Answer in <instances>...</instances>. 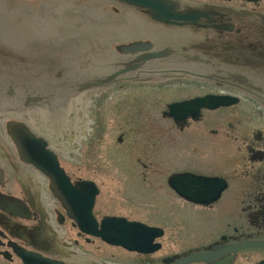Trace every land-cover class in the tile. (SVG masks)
Listing matches in <instances>:
<instances>
[{"label":"flooded vegetation","instance_id":"flooded-vegetation-1","mask_svg":"<svg viewBox=\"0 0 264 264\" xmlns=\"http://www.w3.org/2000/svg\"><path fill=\"white\" fill-rule=\"evenodd\" d=\"M27 1L10 0L5 8L26 9ZM104 1L121 11L118 18L123 23H117L121 25L82 23L80 27L67 17L46 16L44 20L52 25L46 30L42 23V36H32L31 24H36L28 21L25 36L0 37V264H28L23 258L26 252L42 257V264H239L250 250H264V245H250L264 241V0H173L175 16L166 20L155 19L147 8ZM180 15L184 18H176ZM5 28L0 19V32ZM98 47L100 55L96 56ZM99 57L104 58L101 65ZM99 66L107 68L101 77L96 75ZM119 80L121 86L129 82L158 86L164 90L163 96L172 93L180 97L167 102L162 111L170 122L167 128L172 127L176 135L187 131L191 139L205 140L203 150L217 153L212 154L215 158L198 157V147L190 149L185 143L188 161L194 165L170 173L163 184L171 195L211 214L203 219L201 232L193 226V232L213 236L201 238L199 245L162 254L164 226L129 210L111 209L109 201H100V184L78 175L75 167L64 162L63 151H72L82 133L75 115L86 101L83 97H91L97 89H109ZM154 91L153 96H160ZM76 97L80 99L74 100ZM197 97L213 98L208 102L215 107L190 108L179 113L189 112L186 116L178 118L167 114L170 104ZM159 104L155 99L152 105ZM21 127L47 141L74 187L83 180L94 182L98 194L91 215L96 229L147 236L151 250L112 244L95 235L91 224L81 226L56 195L50 176L22 157L17 142ZM227 151H234L230 154L235 156L234 172L224 170L226 163L232 164L221 155ZM79 167L77 163L76 169ZM185 172L214 179L197 200L171 185L173 174ZM143 185L162 193L160 183ZM234 187L241 188L239 195ZM211 193L215 198L209 199ZM166 197L164 194V202ZM123 198V204L143 213L150 207L159 214L172 210V205L158 208ZM215 215L233 221L221 228ZM83 216L87 217L85 211ZM121 221L138 222L148 229L130 232L119 226ZM215 224L219 229L213 232ZM196 254L206 258L192 260ZM113 258L116 261H111Z\"/></svg>","mask_w":264,"mask_h":264},{"label":"rangeland","instance_id":"rangeland-1","mask_svg":"<svg viewBox=\"0 0 264 264\" xmlns=\"http://www.w3.org/2000/svg\"><path fill=\"white\" fill-rule=\"evenodd\" d=\"M27 2L39 5V0ZM135 91L136 86H118V92L95 95V108L90 106V109L94 115L93 124L98 123L100 138L90 140V148L84 146L79 168L76 169L77 164L65 157L64 162L70 167H75L78 175L95 179L102 188L100 201H109L111 209L129 210L133 215L143 217L152 224L164 226L166 233L162 254L181 252L202 243L201 238L213 237L193 232V226L201 232L203 219L211 214L206 213V209L195 208L176 195L168 193L167 187L164 186L166 179L170 173L186 170L188 165H194L188 161L189 150L185 143L189 144L190 149L198 147V151L195 150L198 157L204 155L215 158L217 155L212 154L217 153L209 149L203 150L201 143L205 140H193L188 137L187 131L176 135L178 132H174L172 127L167 128L169 121L162 115V111L166 109L167 102L180 97H175L172 93L163 96L164 90H155L160 96H153L151 91H143L138 92L140 98L134 100ZM155 99L160 101L158 106L152 105ZM231 153L234 151L223 152L221 155L232 163L231 166L226 163L224 170L234 172L235 156L230 155ZM126 179L129 180L127 183ZM142 181L146 186L152 183L164 184L160 190L162 193L144 187L145 183ZM235 189H238L236 192L239 195L241 188ZM148 191L151 192L150 196H147ZM164 194L167 196L166 202ZM123 197L135 204L152 203L150 205H156L158 208L165 204L167 207L172 205V210L162 209L163 213L159 214L158 210L150 207L144 209L143 213L142 209L136 210L133 206L129 208L123 204ZM215 219V223L221 228H226L227 221H233L218 218L217 215ZM218 229L216 224L211 227L213 232ZM263 256L264 250H250L239 264H254Z\"/></svg>","mask_w":264,"mask_h":264},{"label":"water","instance_id":"water-1","mask_svg":"<svg viewBox=\"0 0 264 264\" xmlns=\"http://www.w3.org/2000/svg\"><path fill=\"white\" fill-rule=\"evenodd\" d=\"M12 1V0H11ZM15 3H18L19 0H13ZM39 0L38 4L29 3V6L25 8H9L6 9V5L9 4L10 0H0V6L4 7L0 9V12H3L8 15V17L3 18L0 14V19H2L4 25L7 27L3 29L2 33L0 32V37H11L15 35L25 36L26 27L30 24L28 21L34 22L31 24L32 36H42L46 30L51 28V21L44 20L45 17L50 16L51 19H59L77 21L78 25L81 27L82 23L86 26H107L111 25H121L123 21L121 18V11L118 13L113 9L112 2L108 1H98V0ZM122 2H126L131 5H136L141 8H147L148 11L154 16L155 19L166 20L172 18L176 8V2L173 0H119ZM80 5V7H77ZM117 7V6H115ZM118 8V7H117ZM75 11V12H74ZM176 18H184V15H180ZM81 21V22H80ZM19 23L20 25H16ZM44 24V27L42 26ZM121 23V24H117ZM24 28V29H23ZM36 33V34H35ZM99 47L96 49V56L100 55L98 51ZM104 58H98L99 65H101L100 61L103 63ZM112 59V58H111ZM107 69V68H106ZM105 67L99 66L96 75L97 77L103 76V72H107ZM122 81L115 82L109 89L104 90H96L92 93L91 97H83L82 104L78 105L79 109L76 111L77 119L81 121V130L82 133L78 135L76 142L73 144L71 148L72 151H63V156L73 163L77 164L80 162V158L82 155V151L84 146L90 148V140L100 138L98 136V123L93 124V113L90 109V106L95 108V95L106 94V93H114L118 92V86H121ZM123 86H136L134 100L140 98L138 92L143 91H154V90H163L158 86H142L141 84L136 83H124ZM154 89V90H153ZM80 98L76 97L74 100H79ZM209 100H213V98H196L189 101L176 102L169 105L170 112L167 114L169 116H178L184 117L187 113H181L187 109L195 108L196 110H200L203 107H215V104H209ZM71 105V104H70ZM69 105V111L72 110L73 106ZM66 106V105H65ZM64 106V107H65ZM194 109V110H195ZM68 110V107H66ZM68 111V112H69ZM178 120H184L180 118ZM79 123H77V126ZM68 127L67 124H65ZM17 142L21 147L22 157L25 161L34 164L44 173L48 174L52 181V188L55 191L56 195L63 201L66 207L73 213L75 218H78V222L81 225L89 226L90 222L94 221L91 216V209L93 202L95 200V196L98 192L95 184L92 181H81L78 183L77 187H74L65 173L64 169L60 166L59 160L57 156L47 147V141L44 139L37 137L34 133H32L29 129L21 127L18 131ZM68 133V132H67ZM75 148V149H74ZM76 150V151H73ZM200 179L199 183L192 182L191 180ZM171 185L179 191L182 195L187 196L188 198H193L195 200L196 196L200 194L203 190L207 189L211 183L210 178L206 177H197L190 173H177L170 177ZM201 183V184H200ZM207 203V201H203ZM77 208L78 212H77ZM75 211V214H74ZM86 212L88 217H84L83 213ZM77 212V213H76ZM81 216V217H79ZM119 226H122L128 231L139 232L142 231L143 228L148 229L145 225L138 222H118ZM96 228V223L93 225ZM96 234L101 235L104 239H106L110 243L120 244L129 248H138L142 250L149 251L151 250L150 244L151 240L149 238L148 242L146 241L147 236H143L141 234H132L129 236L123 235L122 232H114L108 233L107 231L102 234V231L95 230ZM250 245H264V241H255ZM155 248V247H154ZM24 254V253H23ZM205 259V254L193 255V259Z\"/></svg>","mask_w":264,"mask_h":264},{"label":"bare ground","instance_id":"bare-ground-1","mask_svg":"<svg viewBox=\"0 0 264 264\" xmlns=\"http://www.w3.org/2000/svg\"><path fill=\"white\" fill-rule=\"evenodd\" d=\"M152 208V207H151Z\"/></svg>","mask_w":264,"mask_h":264}]
</instances>
